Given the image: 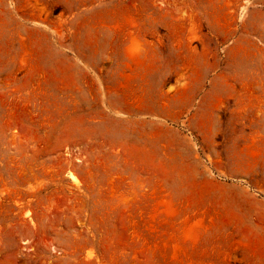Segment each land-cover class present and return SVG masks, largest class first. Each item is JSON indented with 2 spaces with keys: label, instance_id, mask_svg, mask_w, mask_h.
<instances>
[{
  "label": "rangeland",
  "instance_id": "1",
  "mask_svg": "<svg viewBox=\"0 0 264 264\" xmlns=\"http://www.w3.org/2000/svg\"><path fill=\"white\" fill-rule=\"evenodd\" d=\"M0 264H264V0H0Z\"/></svg>",
  "mask_w": 264,
  "mask_h": 264
}]
</instances>
